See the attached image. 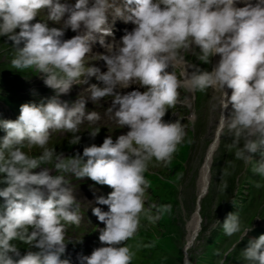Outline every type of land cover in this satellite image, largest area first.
I'll return each mask as SVG.
<instances>
[{
	"label": "clouds",
	"instance_id": "clouds-1",
	"mask_svg": "<svg viewBox=\"0 0 264 264\" xmlns=\"http://www.w3.org/2000/svg\"><path fill=\"white\" fill-rule=\"evenodd\" d=\"M237 2L125 0L121 8L109 0H95L91 7L88 0H76L74 6L59 0H0V36L14 43V68H35L57 97L68 94L73 85L87 84V78L94 76L103 87L90 85L89 98L96 102L113 97L108 112L121 128L130 129L115 143L109 135L101 146H85L82 156L77 153L66 159L62 152L47 147L50 135L57 130L70 132L75 134L70 143L78 144L79 126L85 120L100 119L97 112L86 114L85 100L78 99L71 106L56 97L46 104H23L17 120L0 121L6 132L0 139V183L6 185L0 189L5 200L0 210V264H69L60 260L65 251V224L79 225L82 217L63 174L87 177L113 189L107 198L96 199L109 211L92 209L106 225L99 236L105 246L83 257L86 264H132L135 252L127 241L137 235L141 218L155 222L172 211L170 204L145 208L150 186L145 173L153 160L170 164L185 140L183 124L163 119L168 109L177 105L181 88L201 92L211 88L222 93L217 137L231 138L228 147L236 149V159L253 161L252 154L264 145V0L255 4L243 0L244 7H237ZM44 9L48 21L58 24L63 20L64 27L31 23ZM110 14L113 22L120 18L134 25L131 31L125 30L120 44L105 43L104 37L112 35ZM69 27L79 34L62 41L64 28ZM97 37L106 49V54L99 55L107 65L106 72L85 65ZM192 48L199 49V59L205 64H211L217 55L220 59L210 71L201 70L181 56ZM180 65H184L183 79L175 72ZM131 85L145 90L124 95L116 91ZM226 89L231 90L230 96ZM229 105L232 111L226 118ZM113 109L117 110L113 113ZM99 131H89L90 136L95 138ZM25 146L43 152L33 158L21 150ZM54 157L55 170L61 175L42 166L52 163ZM253 171L264 177V163L256 164ZM223 229L227 236L241 232L236 213L228 214ZM250 230L244 229L240 240ZM17 240L38 251L29 250L21 256L13 243ZM244 258L264 264V235L249 242Z\"/></svg>",
	"mask_w": 264,
	"mask_h": 264
},
{
	"label": "rangeland",
	"instance_id": "rangeland-1",
	"mask_svg": "<svg viewBox=\"0 0 264 264\" xmlns=\"http://www.w3.org/2000/svg\"><path fill=\"white\" fill-rule=\"evenodd\" d=\"M15 31L18 33L19 29ZM22 46L23 44L20 45ZM14 47V43L7 36H0V92L15 93L14 97H16L19 94H29L49 88L44 83L43 74L35 68L16 69L12 66L11 61L16 56ZM200 55L202 54L197 48L181 52L187 63H193L200 69L202 67L201 70L210 71L214 66L213 58L211 64H205L199 59ZM93 64L85 65L95 67ZM180 67L182 66H177L175 72L178 78L183 79L180 75L183 67ZM188 71L191 72L192 69ZM87 79L89 86L100 83L94 76ZM179 91L177 105L168 109L163 119L165 122L179 121L183 124L186 130L185 140L178 146V151L173 155L170 164L165 166L153 160L145 173L150 185L146 189L145 208L151 205L159 207L170 204L172 211L162 214L155 222L141 218V227L137 235L127 241V245L135 252L132 264H185L184 248L185 246L188 248V224L196 208L201 169L206 153L217 132L222 93L211 88L204 92L186 88H181ZM14 97L7 96L8 100H14ZM231 111L230 106L227 117ZM92 130L97 129L76 133L81 137L76 145L70 143L75 135L70 133L63 141L49 142L47 147L55 149L58 153L62 152L66 159L74 157L85 146L103 144L108 132L100 129L98 135L92 138L89 133ZM5 135L4 132H0V139ZM230 143L229 136H220L212 159L208 191L201 202L200 229L194 243L187 251V264H210L212 259L207 254L213 247L218 243L225 247L232 240L234 241L235 235L226 234L221 240L224 231L223 222L228 216L227 210H233V201L241 205L242 210L239 213L243 211L239 214L240 221L244 222L241 229L249 225L243 220L247 219L253 210L264 220V177L253 171L256 164L264 163V145L252 154V162L245 163L235 158L236 149H230L228 147ZM21 150L33 158H38L43 152V149L36 146L32 148L25 146ZM54 165L55 157L52 163L42 166L48 168L53 175H61L62 173L55 170ZM34 171L38 172L40 169ZM63 175H67L66 179H68L71 174ZM224 184L227 185L226 188L223 187ZM4 187L6 185L0 183V189ZM0 203L2 210L5 204L4 198L0 197ZM152 214H156L155 209H152ZM260 216L255 215L251 222L253 223ZM13 243L19 248L21 256L29 250L38 251L36 248L30 249V245L18 240ZM204 247L206 251L202 250Z\"/></svg>",
	"mask_w": 264,
	"mask_h": 264
},
{
	"label": "bare ground",
	"instance_id": "bare-ground-1",
	"mask_svg": "<svg viewBox=\"0 0 264 264\" xmlns=\"http://www.w3.org/2000/svg\"><path fill=\"white\" fill-rule=\"evenodd\" d=\"M93 57H88L85 59V64H93L94 63V59ZM220 57L219 55L213 57L214 60V65L216 63H218ZM92 61V63H91ZM182 67H184V65H180ZM180 67V68H182ZM202 69V67H201ZM93 82V81H92ZM226 91L228 92L229 96L231 95V90L230 89H226ZM231 105H229L230 107ZM227 110H225L224 115L227 118ZM90 129H98V128H90ZM88 129V130H90ZM218 131V126H217V130ZM219 139L220 137H217V132H215L213 141L206 153V157L201 169V178H200V182H199V190H198V195H197V202H196V208L195 211L193 213V215L191 216V219L189 221L188 224V237H187V243H188V248L190 247L191 243L194 241L196 234L198 233L199 229H200V225H201V202L203 197L205 196V194L208 191V187H209V183H210V173H211V164H212V159L214 156V153L216 151V148L218 146L219 143ZM207 178V179H206ZM186 243V244H187ZM185 250H188V248L185 246Z\"/></svg>",
	"mask_w": 264,
	"mask_h": 264
}]
</instances>
